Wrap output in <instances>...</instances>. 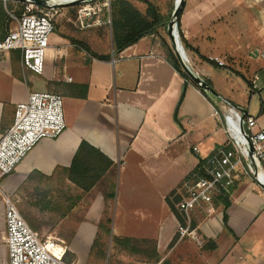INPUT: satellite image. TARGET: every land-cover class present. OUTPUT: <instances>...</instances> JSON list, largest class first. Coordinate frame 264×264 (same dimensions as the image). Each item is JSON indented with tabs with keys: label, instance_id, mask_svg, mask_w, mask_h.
Masks as SVG:
<instances>
[{
	"label": "crops",
	"instance_id": "1",
	"mask_svg": "<svg viewBox=\"0 0 264 264\" xmlns=\"http://www.w3.org/2000/svg\"><path fill=\"white\" fill-rule=\"evenodd\" d=\"M74 5L60 8L43 73L23 72L18 50L0 54V135L31 91L59 93L66 122L59 137L42 139L3 179L20 212L29 219L28 207L46 211L59 191L72 190V209L54 220L66 264H264V187L252 177L240 173L228 195L229 228L223 203L210 213L196 210L200 249L192 239H178L179 220L168 202L199 161L227 140L222 116L213 115L215 109L227 113L221 100L255 117L257 130L264 127V0H184L180 31L198 51L180 39L184 59L219 98L171 65L169 37L150 34L115 54L108 11L101 12L102 24L79 29L72 23ZM82 141L113 162L88 192L66 174ZM2 219L5 238L4 209ZM105 236L112 237L109 248Z\"/></svg>",
	"mask_w": 264,
	"mask_h": 264
},
{
	"label": "built area",
	"instance_id": "2",
	"mask_svg": "<svg viewBox=\"0 0 264 264\" xmlns=\"http://www.w3.org/2000/svg\"><path fill=\"white\" fill-rule=\"evenodd\" d=\"M13 26L0 40V54L18 50L23 72L43 73L46 49L55 30L62 6L78 4L72 20L79 29L103 23L101 10H109L108 0H0ZM9 4L13 7L8 8ZM20 10V13L17 11ZM110 24V18L105 20ZM264 58V48L260 51ZM218 65L224 62L213 58ZM71 78H69L70 80ZM222 116L227 140L202 158L182 182L177 211L181 217L178 239L189 238L201 244L195 212L210 213L221 198L229 195L237 176L243 173L260 185V165L264 162V127L256 129L257 119L246 110L230 105ZM66 129L62 96L53 91H31L26 101L16 104L13 123L0 135V197L6 227L7 264H66V243L58 236L42 237L21 214L15 197L4 190L3 179L12 173L28 153L45 138L55 139ZM249 144H248V142ZM198 153V148L193 147Z\"/></svg>",
	"mask_w": 264,
	"mask_h": 264
},
{
	"label": "trees",
	"instance_id": "3",
	"mask_svg": "<svg viewBox=\"0 0 264 264\" xmlns=\"http://www.w3.org/2000/svg\"><path fill=\"white\" fill-rule=\"evenodd\" d=\"M139 1L147 4V11L145 14L134 7L131 0H111L110 27L113 40V53L115 54L122 52L125 48L135 44L147 35L159 34L161 29L166 30L167 28L169 18L164 16L153 2L150 0ZM11 5L12 4H9L8 8H11ZM17 12L20 13V10ZM179 20L180 15L177 18L180 39L187 48H192L184 39L183 34L180 31ZM10 25L11 19L9 18L3 4L0 3V40L8 34L11 28ZM164 44L167 49V58L171 65L187 80H192L185 72L179 57L171 46V43L165 41ZM193 50L198 53L196 49ZM101 58L108 59L109 57L105 56ZM205 82L211 86L208 80H205ZM186 86L187 85L184 86L183 94L181 96L182 99ZM202 92L207 95L203 90ZM112 165L113 162L109 158L103 155L96 148L92 147L86 141H82L74 156L71 166L66 169V174L70 181L75 183L84 192H88L101 178L106 175ZM228 198V195L221 198V203L224 204L223 220L226 228H229L227 214V208L229 206ZM180 200L181 195L178 193H172L171 199L168 198L171 210L175 213L179 220H181V217L177 211V204ZM25 216L27 215L25 214ZM100 226L104 232L106 231V233H109V230H107L104 225ZM102 238L103 236L100 234L95 238L93 249L101 243ZM113 241L121 246L131 247L132 245V240L128 238L113 237Z\"/></svg>",
	"mask_w": 264,
	"mask_h": 264
},
{
	"label": "rangeland",
	"instance_id": "4",
	"mask_svg": "<svg viewBox=\"0 0 264 264\" xmlns=\"http://www.w3.org/2000/svg\"><path fill=\"white\" fill-rule=\"evenodd\" d=\"M108 1H110V4H111V0H108ZM150 1L153 2L158 7L159 11L164 16H167V18H169V20H168V22H169L172 18L174 11H175L176 0H150ZM131 2L134 5V7H136L138 10H140L142 13H144V14L146 13L147 4L145 2H142L139 0H131ZM12 5H15V4H12ZM74 6H77V8H78V4H76ZM103 10H105V8H102L101 12ZM107 11H108L107 14L110 15V8ZM75 13H76V11L71 12L72 19L75 18ZM10 26L11 27L13 26V22H11ZM160 33H162L164 36L168 37L167 30L161 29ZM48 91L55 92V90H48ZM73 196L74 195H73V192L71 189H64V190H62V192L59 191L55 200H53V203L50 206H47L46 211H41L38 209V207L32 206V207H28L30 209L26 210L27 214L29 215V219H28V217L25 216L26 213L21 212V214L26 219V221L29 223V225H31L32 227H33L32 222H34L36 224L38 223L40 225L42 224V226H44L45 231H42V226L40 229H35L33 227L35 230H37L39 232V234L42 237L51 236V235L59 237L58 233L55 231V228L57 226L56 222L54 221L55 217L57 220H61L64 216H66L70 212V210L72 209V206H73V202H72ZM86 200L87 199L83 200V206L84 205L86 206V203H85ZM62 214H65V215H62ZM30 217L32 219V222L30 220ZM2 218H3V207H2V203H1V197H0V226H1V222L3 221ZM104 241H105L106 245H108V248H109L110 243L113 244L112 237H110V236H105ZM195 245L200 249L201 246L203 245V243H201V244L198 243ZM110 246L112 248L113 245H110ZM6 252H7L6 237L4 238L3 234L0 233V264H7ZM193 264H201V262L195 261V262H193Z\"/></svg>",
	"mask_w": 264,
	"mask_h": 264
},
{
	"label": "water",
	"instance_id": "5",
	"mask_svg": "<svg viewBox=\"0 0 264 264\" xmlns=\"http://www.w3.org/2000/svg\"><path fill=\"white\" fill-rule=\"evenodd\" d=\"M33 1L36 3H42L43 2V0H33ZM183 5H184V0H176L175 11L172 15L171 20L168 22V25L166 28L168 37L170 39L171 46L174 49L177 56L179 57L181 64H182L185 72L188 74V76L197 85H199V87L207 95H209L211 97L219 98V95L217 94V92L211 86H209L203 78H201L197 73H195L184 59V50H183V47H182V44L180 41L178 25H177V18L181 13ZM224 100L227 101L226 99H224ZM248 144H249V142H248ZM262 186L264 187V185H262Z\"/></svg>",
	"mask_w": 264,
	"mask_h": 264
},
{
	"label": "bare ground",
	"instance_id": "6",
	"mask_svg": "<svg viewBox=\"0 0 264 264\" xmlns=\"http://www.w3.org/2000/svg\"><path fill=\"white\" fill-rule=\"evenodd\" d=\"M260 180H261L262 182H264V174H261V175H260Z\"/></svg>",
	"mask_w": 264,
	"mask_h": 264
}]
</instances>
